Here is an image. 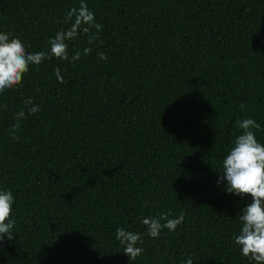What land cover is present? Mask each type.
<instances>
[{
  "label": "trees",
  "instance_id": "1",
  "mask_svg": "<svg viewBox=\"0 0 264 264\" xmlns=\"http://www.w3.org/2000/svg\"><path fill=\"white\" fill-rule=\"evenodd\" d=\"M80 2L0 0V33L48 52ZM84 2L102 25L91 54L45 59L0 95V190L15 198L0 264H130L117 227L144 234L161 213L184 221L142 235L132 264H254L234 243L252 198L219 171L236 121L259 123L264 144V0ZM88 46L81 34L69 51ZM28 98L40 111L17 139Z\"/></svg>",
  "mask_w": 264,
  "mask_h": 264
},
{
  "label": "clouds",
  "instance_id": "2",
  "mask_svg": "<svg viewBox=\"0 0 264 264\" xmlns=\"http://www.w3.org/2000/svg\"><path fill=\"white\" fill-rule=\"evenodd\" d=\"M64 23L69 27L61 29L54 38L49 39L48 52L30 53L19 38L11 37L9 33H0V95L18 89L30 67L39 66L45 59L75 62L82 56L91 54V46L100 40L102 25L96 22L95 14L84 0H81L79 8L73 7L67 12ZM92 29L96 31L92 32ZM81 34L87 37L89 46L70 53L69 43L75 42ZM97 55L100 60L107 61V56L103 53ZM55 74L60 83H65L59 68H56ZM25 104L30 106L27 114L21 109L15 114L14 123L11 125V132L17 139L15 133L20 129L22 121L27 115L40 111L38 105L32 106L31 98ZM244 107L243 104L240 105L241 109ZM236 124L240 134L222 161L220 182L227 181L225 191L228 193L252 198L251 203L238 215L240 231L235 235L234 243L242 256L250 262L264 264V144L259 143L255 135V131L261 130V125L251 118L238 120ZM14 199L12 192L0 190V244L5 237L8 241L15 239L12 235L15 227L12 219ZM170 217L171 213H161L159 217L142 218V224L146 227L144 234L117 227L116 240L123 246V253L130 258V264L144 251L138 246L144 243L142 235L158 238L165 229L175 232L184 221L183 214ZM186 264H193L191 257Z\"/></svg>",
  "mask_w": 264,
  "mask_h": 264
}]
</instances>
